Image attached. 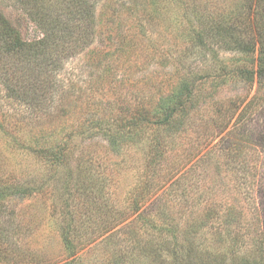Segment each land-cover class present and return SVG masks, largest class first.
<instances>
[{
    "label": "rangeland",
    "instance_id": "374dc122",
    "mask_svg": "<svg viewBox=\"0 0 264 264\" xmlns=\"http://www.w3.org/2000/svg\"><path fill=\"white\" fill-rule=\"evenodd\" d=\"M88 1L78 25L45 0L68 41L36 48L48 71L8 60L12 90L0 75V264H264V0ZM33 2L0 0L31 41L50 29ZM231 147L254 203L225 172ZM211 208L241 211L245 236L231 244Z\"/></svg>",
    "mask_w": 264,
    "mask_h": 264
},
{
    "label": "trees",
    "instance_id": "16d2710c",
    "mask_svg": "<svg viewBox=\"0 0 264 264\" xmlns=\"http://www.w3.org/2000/svg\"><path fill=\"white\" fill-rule=\"evenodd\" d=\"M61 5H66V8L68 9V11L70 13V19L76 21L78 25L82 24V22H84L85 19L91 20V18L89 17V14L92 12H91V9H90L91 6H90L88 0H68V1L62 0V3L57 4V8ZM47 6H48V3H46L45 0H37L36 2L34 0V2L31 3V6L29 8V14L32 16L33 19H35L36 23H45L46 26L50 27L49 30H46L44 38L40 39V40L31 41L28 38H24L23 35L20 34V32H19V28H17L12 22L8 21V19L6 20L0 16V43H1V45H0V75L3 78L4 84L7 87H9L10 90H12L14 87L10 86V84H12L13 81L11 80L9 82V77H11V75H13V73H11V65L7 66L6 62H8V60L11 61V60H14V58L15 59H21L23 61H26V63H23V66H26V64L28 65V64L32 63V66L33 65H35L37 67L44 66L45 71H48V68L46 67V62L44 60L45 53H43L40 50H36V48L41 47V46L43 48H46V46H48L49 40H51L52 42L60 41L61 43L64 41L65 42L68 41L65 39H61L60 37L65 36L67 39L69 37L71 31H72V26L70 24L64 25V23H62V21H60L61 20L60 18H55L54 20L51 19L50 18V17H52L51 13L48 12L46 14V10H47L46 7ZM159 10L160 9H158V11ZM221 18L222 17H220V21H218V24L212 23L213 29L214 30L217 29L219 34L226 33V32L227 33L233 32V31H230L231 26H227V24L222 23ZM59 28H61V30ZM55 29H58L61 32L58 33L57 30H55ZM18 32H19V34H18ZM52 36H54V37H52ZM237 48L240 51L250 52L253 49V46H248V45L244 46L243 44H240V45H238ZM261 52H262V55L264 57V44H262ZM54 61H55V59L53 60V62ZM13 63H15V62H13ZM263 73H264V71H263ZM14 77L16 78V75H14ZM251 79H253V77ZM251 81H253V80H251ZM171 114H172V112L169 114V116ZM166 119L169 120L170 117H168ZM1 129H2V126H1ZM10 132H11V130L9 132H6V133L10 134ZM152 132H154V131H152ZM152 132H149L152 136V141H153L152 145L155 146V145L160 144V140L156 138L157 135L152 133ZM243 135L245 136L244 138H245L246 143L247 142L249 143L251 141V139L254 138L253 136H252V138H250L251 134L249 135V134L243 133ZM154 138L157 140H154ZM48 146H49V144L45 146L46 152H44V157H46V158L51 157L52 156L51 152L53 151L51 149V147H48ZM239 150L240 149H236L235 147H231V148H229V150L226 151V156L230 155L231 157L234 158V161L229 163L226 160L224 169H226L225 172L227 173V175H229L232 178V180L234 179L233 182L234 183L236 182V184L238 183L239 190L243 192V198H245V196H247L249 198V201L254 203L256 198L252 197V194L254 193V190H252V189L255 187V184L250 183L249 178L251 177L250 174L255 171V169H254L255 166L251 163H246V162L245 163L244 162L239 163V162H237L236 156H238L241 153ZM224 152H225V150H224ZM224 157H225V154H224ZM149 159H150V157H149ZM153 161L154 160L151 161V159H150L148 162H146L145 163L146 167H150L153 164L152 163ZM146 167H145L146 170H144L145 172L147 171ZM147 176H149L148 173H147ZM138 185H140V186H138L136 191H135L136 195L141 194L140 189H141L143 184H138ZM249 186L251 188L250 190H248ZM239 190L236 189V192L239 193ZM250 195H251V197H250ZM215 210L216 211H214L213 208L208 210L209 211L208 214H205L206 218L212 219V218L218 216V220H217V221H219L218 222V231H221V235L224 233H227V232L235 231L233 237L231 238V244H233V242L235 241L234 240L232 242V239L234 238L235 235H236V239L238 241L245 236V233L241 232V230H243V228H245V224H243L244 220H242L241 211H240V214H238V216H236L237 214H234V212H230V213L223 212V211H227L228 209L223 210V208H220V209L216 208ZM221 213L224 214V218H220ZM145 217H147V216L145 215ZM154 217L155 216H152L151 218L147 217L145 220H143L144 224L146 226L147 225L151 226V224H152V226L153 225L155 226V223H153ZM207 219H205V220H207ZM149 220H150L151 224L148 223ZM232 224L234 225L233 227H231ZM222 239H223V236L220 237V240H222ZM223 240H225V239H223ZM258 247H259L258 250H260L261 246H258Z\"/></svg>",
    "mask_w": 264,
    "mask_h": 264
}]
</instances>
